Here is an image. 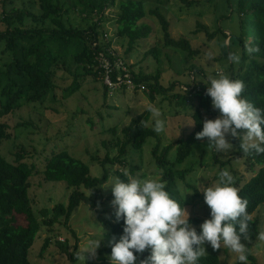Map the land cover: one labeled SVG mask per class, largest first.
Segmentation results:
<instances>
[{"label": "rangeland", "instance_id": "374dc122", "mask_svg": "<svg viewBox=\"0 0 264 264\" xmlns=\"http://www.w3.org/2000/svg\"><path fill=\"white\" fill-rule=\"evenodd\" d=\"M122 1L125 0H113V3H109L104 10L100 19L101 40L110 42V50L124 59L123 61L134 73L143 76L159 72L160 83L164 87H169L175 82L174 92H186V84H191L192 78L198 88L206 89L205 83L209 77L219 78L220 75L230 77V63L235 64V62L229 61L227 56L232 53L240 57L241 52L235 35H238L237 38L250 39L246 30L241 27L242 19L244 22L248 20L239 14L238 0H196V4L191 7H185L179 0H171L163 5L157 0H145L143 5L145 16L140 23L151 27L150 35L146 39L139 40L132 51L127 53L128 40L118 34L117 18L121 13ZM12 7L35 15H40L42 12L37 0H0V17L3 9L7 11ZM155 8H158L169 21L171 37L175 39L187 37L192 48L198 50V54L190 57L180 50L164 45L160 23L149 13ZM73 17L78 25H84L77 15L74 14ZM92 17L94 20L97 18L95 15ZM35 25L40 26L32 22L30 17H25L22 27ZM4 28L5 25L0 22V30ZM194 30H197V33H194ZM221 30L231 33V38L225 37ZM211 33L214 35L210 36ZM2 49L3 45L0 43V71H3L4 64L10 60V54L4 53ZM65 66L71 71L76 69L75 63L70 59ZM93 72L94 70L89 75L81 74L75 78L67 70H58L54 78L53 93L45 101L24 102L2 119L9 126L10 138L2 141L1 155L8 161L14 162L18 152L23 155L22 161L29 165L34 164L36 167L37 172L34 170L30 177L29 196L37 215H40L39 211L43 208L51 209L56 204L66 203L70 192L63 181H45L43 178L42 171L46 160L52 154L65 150L73 157L86 162L90 174L99 177L102 168L97 162L98 159L103 158L106 153L110 157L117 155L115 139L124 138L122 129L133 118L144 113L149 103L161 110V118L166 120V127L164 131L157 133L158 140L149 137L141 149L130 148L124 156L125 165L122 166L118 162L106 163L109 177L100 187L102 200L95 208L90 209L85 204H81L72 214L68 226L62 222L55 223L51 230L47 226H42L28 249L30 264H85L86 261L94 264H110L109 254L104 249L110 247L109 241L113 237L118 239L119 236L112 235L110 226L101 222L103 218L109 217L105 211H114L110 203L111 189L105 187L114 177H118L117 171L139 179L155 177L162 179L163 170L155 163L153 149L158 146L161 151L164 146L178 139H184L194 127L191 113L198 100L193 93L188 97L189 105L182 108L176 105V100L172 99L170 91L156 95L153 100L148 99L146 91L138 89L121 88L110 92L105 89L101 75H93ZM4 84L5 80L0 75V91ZM219 115L218 111L211 119ZM203 116H209L205 109ZM153 124L154 121L149 113L147 125L153 127ZM227 139L231 142V136ZM235 152V146L231 152L217 153L210 145H193L191 154L186 160L174 166L179 170L188 169V173L185 181L176 180L171 195L183 203L189 218L196 217L201 220L199 225L204 219L209 218L210 210L204 203L203 193L197 189L202 190L204 186L214 184L218 179V172L222 169H227L233 175L234 184L240 179L238 185L240 187L261 168L256 166L255 172L249 171L245 160L236 157ZM214 153H217L222 161L229 159L230 163L222 166L214 162ZM167 159L174 161L175 145ZM131 166L137 167L133 175L129 174ZM186 182L195 187L197 196L194 195V189L186 186ZM184 191L192 193L186 194L183 201ZM87 194L91 193L87 191ZM250 216L258 220L259 231L264 233V203ZM16 218L17 224L26 225L24 215H16ZM199 225L193 226L199 228ZM101 232V245L95 256H88L85 260L83 256L78 255V259L71 260L70 253L76 256L87 239L98 237ZM47 237L50 238V244L42 252L41 248ZM257 237L253 240H242V243H245L248 251L259 264H264V240ZM56 241H59L61 246H58ZM205 247L207 249L210 246ZM219 257L221 264H232L236 261L235 254L223 248L219 249Z\"/></svg>", "mask_w": 264, "mask_h": 264}, {"label": "trees", "instance_id": "16d2710c", "mask_svg": "<svg viewBox=\"0 0 264 264\" xmlns=\"http://www.w3.org/2000/svg\"><path fill=\"white\" fill-rule=\"evenodd\" d=\"M41 8V14L35 15L32 12L12 7L10 10L3 9L0 22L5 25L0 30V43L3 45L2 51L10 54V60L4 64L3 71H0L5 84L0 91V145L3 140L10 138L9 126L2 119L19 108L24 102H43L55 88L54 78L60 69L67 70L75 76L81 74L89 75L94 70L93 75L99 73L98 57L103 56L112 59V53L108 49L110 42L102 41L100 31V19L104 10L113 0H37ZM145 0H125L120 2V11L117 18L118 34L127 38V53H130L141 39H146L151 32L148 24L140 23L145 16L143 8ZM156 1V0H155ZM171 0H157L160 5ZM185 7L196 4V0H179ZM239 14L248 21L242 19L241 27L246 30L250 39H243L236 36V41L240 46V60L237 63H230L231 79H239L244 82L245 89L242 95L255 106L264 109V0H238ZM149 13L156 17L163 31L164 45L186 53L190 57L198 54V50L192 48L187 37L175 39L169 33V21L158 9H152ZM74 14L84 25H78L74 20ZM97 16L94 20L92 16ZM25 17H30L32 22L40 26L22 27ZM16 23V24H15ZM200 24V23H198ZM205 28V26H204ZM197 33V30H194ZM226 37L227 34L221 30ZM210 36L214 33L209 34ZM231 38V33L229 34ZM229 38V39H230ZM229 44V43H228ZM252 49V51H249ZM73 60L75 71L65 66L67 60ZM236 67V70H234ZM192 69H194L192 67ZM235 71V72H234ZM135 81L144 83L147 97L153 100L158 94L171 92L172 99L176 100V105L186 108L189 105V95L193 93L197 98V105L193 107L191 117L194 127L184 139H178L159 150L156 146L152 153L155 163L162 168V180L166 183L169 193L176 180L185 181L188 169L179 170L174 166L183 163L191 154L193 145L209 146L204 140L196 139V133L202 130V121L211 119L218 112L211 106L210 97L206 95L204 87L198 88L197 84H186V92H174L175 82L169 87H164L160 83V74L140 75L132 73ZM105 89H109L104 86ZM196 90V91H195ZM195 91V92H194ZM106 95V93H105ZM192 95V96H193ZM167 97V96H165ZM54 98L53 95L51 97ZM205 109L209 116H203ZM149 113L147 110L133 118L131 122L122 129L124 138L115 139L117 155L110 157L108 153L98 163L101 165L102 173L99 177L90 174L89 165L83 160L73 157L65 150H60L52 154L45 163L42 171L45 181H63L70 190L66 203L56 204L53 208H43L40 215L33 210L29 196L30 177L33 172H37L34 164L22 161L23 155L16 153L14 162L5 159L0 153V264H30L28 259V249L34 242L35 236L41 231L42 226H47L51 230L57 222H62L68 226V222L81 205L88 208H95L102 200L100 187L107 182L109 173L106 163L118 162L125 165L124 156L132 148L139 150L145 140L149 137L159 136L153 127L147 125ZM91 124V121H89ZM114 131V129H113ZM231 143L236 147V157L245 160L247 169L255 172L256 166L261 168L249 178L242 186L238 187L240 179H237L234 186L238 187L239 195L248 201L247 212L253 213L258 206L264 203V153L244 152L239 148L238 138L231 137ZM103 145L105 142L103 141ZM175 145V159L169 161L167 156ZM213 160L224 166L230 163L227 159L222 161L217 153H214ZM136 166L129 168V174L133 175ZM120 179H127L128 175L122 171H117ZM189 189L197 190L194 186L186 182ZM87 191L91 194L88 195ZM108 219H102L104 225L110 226L112 235L119 236L122 232L123 222H116L114 211H105ZM16 215H24L26 225L17 224ZM42 216V219H40ZM252 218V217H251ZM192 225H199L200 219L190 217ZM199 230V228H196ZM260 233L258 220L252 218L249 223V239H255ZM50 244L47 237L42 245V252ZM61 246L59 241H56ZM199 261V264H221L219 249L213 251L211 247ZM110 254V247L104 249ZM147 251L139 258L142 259ZM70 253L72 261L78 259ZM249 264H259L256 258L248 251ZM85 264H94L86 261ZM232 264H238L235 261Z\"/></svg>", "mask_w": 264, "mask_h": 264}, {"label": "clouds", "instance_id": "9594fccd", "mask_svg": "<svg viewBox=\"0 0 264 264\" xmlns=\"http://www.w3.org/2000/svg\"><path fill=\"white\" fill-rule=\"evenodd\" d=\"M226 33L229 39V32ZM227 59L238 63L240 57L229 53ZM205 84L211 106L220 115L204 119L196 139L206 138L217 153H227L233 150V144L227 139L231 136L238 138L242 151L264 153V109L242 95L244 82L220 75L209 77ZM105 86L110 92L114 90ZM121 88L128 89L124 86L115 89ZM146 110L154 121L153 131H164L166 120L161 118V110L151 103ZM217 175L214 184L197 189L203 193L204 203L210 210L209 218L203 220L199 230L191 224L183 203L169 193L159 177L128 176L124 180L114 177L105 188L111 189L114 219L122 221L123 227L119 238L109 241L110 264H199L208 254L206 245L213 251L227 249L235 254L238 264H249L248 247L242 243L250 237L252 218L246 210L248 201L238 194L234 177L227 169ZM188 193L192 192L184 191L183 201ZM257 238L264 240V233H259ZM101 239L102 232L98 237L87 239L78 254L85 260L95 256ZM146 251L148 254L140 259Z\"/></svg>", "mask_w": 264, "mask_h": 264}, {"label": "built area", "instance_id": "2783aa9c", "mask_svg": "<svg viewBox=\"0 0 264 264\" xmlns=\"http://www.w3.org/2000/svg\"><path fill=\"white\" fill-rule=\"evenodd\" d=\"M100 67L104 70V83L111 89L125 87L144 90L141 83H137L131 76L128 67L119 57L111 60L100 57Z\"/></svg>", "mask_w": 264, "mask_h": 264}, {"label": "crops", "instance_id": "0c3cea01", "mask_svg": "<svg viewBox=\"0 0 264 264\" xmlns=\"http://www.w3.org/2000/svg\"><path fill=\"white\" fill-rule=\"evenodd\" d=\"M109 50H110V46H109V48H108ZM111 51V53H112V59L114 58V57H119L118 55H115L114 54V52L112 51V50H110ZM120 59H121V57H119ZM112 59H111V61H112ZM110 60V59H109ZM122 61L124 60V59H121ZM124 62V64L128 67V69H129V71H130V74H131V76H132V73H134V71L131 69V67L125 62V61H123ZM98 69H100L99 70V73L98 74H100L101 75V77H102V79H103V81H104V70L102 69V67H100V57H98V67H97ZM134 74H136V73H134ZM132 78H133V76H132ZM134 79V78H133ZM137 83H141L142 85H144V83H142V82H138V81H136ZM105 84V83H104ZM146 87V86H145ZM139 90V89H138ZM141 91H143V90H141ZM144 92V91H143Z\"/></svg>", "mask_w": 264, "mask_h": 264}]
</instances>
